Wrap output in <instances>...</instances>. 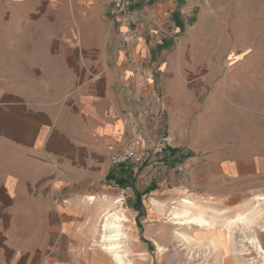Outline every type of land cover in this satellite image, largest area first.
Masks as SVG:
<instances>
[{
  "label": "crops",
  "instance_id": "crops-1",
  "mask_svg": "<svg viewBox=\"0 0 264 264\" xmlns=\"http://www.w3.org/2000/svg\"><path fill=\"white\" fill-rule=\"evenodd\" d=\"M15 5L25 12L12 19L8 56L0 50V264H91L87 228L100 201L130 198L119 180L139 177L111 156L130 140L156 155L175 148L187 67L162 32H176L183 11L179 0H141L126 20L110 0ZM192 175L189 188L151 191L149 212L187 191L217 212L207 217L235 215L243 200L257 201V185L242 183L264 176V160L205 163Z\"/></svg>",
  "mask_w": 264,
  "mask_h": 264
},
{
  "label": "rangeland",
  "instance_id": "rangeland-1",
  "mask_svg": "<svg viewBox=\"0 0 264 264\" xmlns=\"http://www.w3.org/2000/svg\"><path fill=\"white\" fill-rule=\"evenodd\" d=\"M35 1L39 0H0V50L4 56H8L13 35L12 19L15 14L25 12V6L15 3ZM179 4L183 14L179 12L176 16L177 31L164 28L162 32L172 35L171 48L183 51L187 67L184 79L188 96L180 98L172 123L175 130L170 145L175 148L167 147L176 152L169 150L156 155L146 148L149 157L145 161L129 164L139 173V177L130 176L126 180L131 197L121 198L119 194L110 199L113 195L110 193L102 198L98 215L87 228L84 251L90 254L91 264H103L98 229L102 210L110 206L130 214L131 210L136 215L138 235L125 242L123 248L128 250V264H264V202L261 200L255 204L242 201L237 212L256 205L258 214L254 223H237L231 227L237 243L236 252L230 246L229 253L221 247L214 248L209 239L197 242V233L202 232L198 226L178 225L172 218V211L182 207L183 199L192 200L193 211L216 215V211L203 205L200 197L194 199L195 195L186 191L174 201L166 202V210L150 208V212L145 202L155 188L158 191L154 193H160L171 183L181 181L189 188L187 183L193 179L192 173L205 163L221 160L227 163L236 158L242 162L250 158L264 160V0H179ZM253 184L257 185L256 198L264 197V176L242 183ZM136 188L151 189L141 196L138 210L134 208L136 193L145 190L139 192ZM232 216L224 211L219 221L214 219L218 224ZM131 218L134 226L132 214ZM249 237H255L256 244H250Z\"/></svg>",
  "mask_w": 264,
  "mask_h": 264
},
{
  "label": "bare ground",
  "instance_id": "bare-ground-1",
  "mask_svg": "<svg viewBox=\"0 0 264 264\" xmlns=\"http://www.w3.org/2000/svg\"><path fill=\"white\" fill-rule=\"evenodd\" d=\"M260 200L264 202V197L257 198L256 202L259 203ZM191 201L189 199L181 200L182 207L172 211V218L176 219L175 223L178 225L189 224L198 226L200 228L199 231L202 232L197 233V242L209 239L214 248L221 247L226 253H229V246H232V249L235 251L237 243L231 234V227L237 223H254L258 214L256 210L257 206L255 205L250 210L238 212L222 223H218V225L214 217H207L203 211H193L192 208L195 205ZM114 203L115 201L113 200L112 204ZM110 207L103 209L98 229L103 245V258L101 260L103 264H128V260L126 259L128 250L123 249L126 245L124 243L136 235L134 226L132 225L131 214L126 210H117ZM158 215L161 216L162 213H158ZM238 241L243 242L244 240L240 239ZM248 242L256 244L255 237H249ZM257 247L260 248L259 245ZM236 259L239 258L236 256Z\"/></svg>",
  "mask_w": 264,
  "mask_h": 264
},
{
  "label": "built area",
  "instance_id": "built-area-1",
  "mask_svg": "<svg viewBox=\"0 0 264 264\" xmlns=\"http://www.w3.org/2000/svg\"><path fill=\"white\" fill-rule=\"evenodd\" d=\"M141 0H110L113 14H121L126 20H132V16L125 11L129 5H135ZM149 157L146 147L138 140H130L128 145L119 153L111 156V165H125L128 163H142Z\"/></svg>",
  "mask_w": 264,
  "mask_h": 264
},
{
  "label": "trees",
  "instance_id": "trees-1",
  "mask_svg": "<svg viewBox=\"0 0 264 264\" xmlns=\"http://www.w3.org/2000/svg\"><path fill=\"white\" fill-rule=\"evenodd\" d=\"M168 150H170L172 153H175L176 152V149H168ZM125 183H126V180L125 179H121V180H119V185H121V186H123V185H125ZM149 190H151L150 188H147L144 192H142V193H136V201H135V204H134V208H135V210H138V208L141 206V200H140V198H141V196L143 195V194H145V193H147Z\"/></svg>",
  "mask_w": 264,
  "mask_h": 264
}]
</instances>
